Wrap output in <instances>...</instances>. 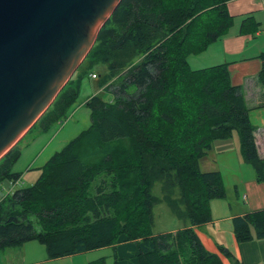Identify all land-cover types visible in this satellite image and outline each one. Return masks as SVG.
Listing matches in <instances>:
<instances>
[{
    "label": "trees",
    "instance_id": "obj_1",
    "mask_svg": "<svg viewBox=\"0 0 264 264\" xmlns=\"http://www.w3.org/2000/svg\"><path fill=\"white\" fill-rule=\"evenodd\" d=\"M229 1L121 0L87 56L91 66H105L99 87L113 99L88 98V129L50 157L31 187L0 201V250L36 241L57 259L113 247L125 237L138 264H224L194 230L211 221L210 202L226 197L220 173L202 172L199 162L234 132L243 160L263 185L264 159L243 88L231 84L227 65L192 70L188 58L227 35ZM259 27L249 16L239 33L255 34ZM259 59L264 87V54ZM83 76L59 92L44 130L67 119ZM18 155L10 150L0 159V184L18 179L11 173ZM157 184L161 197L152 194ZM159 202L182 229L153 234ZM232 227L238 244L263 240L264 209L235 217ZM217 249L228 264H242L223 245Z\"/></svg>",
    "mask_w": 264,
    "mask_h": 264
},
{
    "label": "crops",
    "instance_id": "obj_2",
    "mask_svg": "<svg viewBox=\"0 0 264 264\" xmlns=\"http://www.w3.org/2000/svg\"><path fill=\"white\" fill-rule=\"evenodd\" d=\"M226 8L233 17V26L227 35L209 45L202 54L189 57L188 64L192 70L226 64L231 84L243 88L248 109H264V89L257 81L262 67L259 56L264 49L253 44L248 36L239 33L245 16H252L257 23L264 25V0H230ZM255 36L261 37L260 27ZM249 50L251 52L247 54ZM258 115L261 117V122L257 124L260 129L255 131L254 138L258 156L264 159V110ZM248 165L243 160L240 146H236L233 136L215 141L208 154L199 162L202 172L220 173L226 197L210 202L211 221L196 226L194 230L203 247L208 252L217 254L226 264L227 260L218 252V244L223 245L242 264H264V239L238 244L232 233V220L235 217L264 209V185L256 181L255 173L249 170ZM134 251L135 245L125 237H120L113 247L49 259L45 247L31 241L18 247L0 250V264H88L99 258L112 264L114 257L119 259L118 264H138L133 257Z\"/></svg>",
    "mask_w": 264,
    "mask_h": 264
},
{
    "label": "water",
    "instance_id": "obj_3",
    "mask_svg": "<svg viewBox=\"0 0 264 264\" xmlns=\"http://www.w3.org/2000/svg\"><path fill=\"white\" fill-rule=\"evenodd\" d=\"M121 0H0V159L85 59Z\"/></svg>",
    "mask_w": 264,
    "mask_h": 264
},
{
    "label": "rangeland",
    "instance_id": "obj_4",
    "mask_svg": "<svg viewBox=\"0 0 264 264\" xmlns=\"http://www.w3.org/2000/svg\"><path fill=\"white\" fill-rule=\"evenodd\" d=\"M260 33V38H258V36L256 37L255 34H246L242 36H248L251 41L254 42L253 44L264 49L263 24H260ZM250 52L251 51L249 50L247 54ZM87 56L70 78L75 81L79 75L84 74L80 85L79 96L75 104L70 108L67 119H63L61 123L54 124L44 130L41 124L53 109L50 105L44 114L36 121L35 125L26 132L24 138L22 137L23 139L10 149L19 152L18 158L11 168V173L18 176V179L14 183L5 180L0 184V198L5 197L18 189L31 187L40 175V168L50 159V157L54 153L60 151L80 132L88 129L90 126V111L84 106V103L88 98L93 95H99L106 102L113 99V96L109 91H104V89L99 87L100 77L98 75L105 71V66H91L90 59L87 58ZM92 74L96 75V78L92 79ZM258 85L264 89L259 82ZM261 110L248 109V116L250 114L251 120L250 123L255 128V131L260 129L257 124L261 122V117L258 115ZM233 138L236 140V146L239 148L238 135L236 132L233 133ZM248 168L250 171L254 172L250 165H248ZM232 191L234 192V189H232ZM152 194L156 197H161L160 186L158 184L153 187ZM233 198H236L235 194H233ZM153 220V234L155 235L177 231L184 226V223L179 221L173 215L169 207L163 202L154 205ZM223 263L226 264L225 261Z\"/></svg>",
    "mask_w": 264,
    "mask_h": 264
},
{
    "label": "built area",
    "instance_id": "obj_5",
    "mask_svg": "<svg viewBox=\"0 0 264 264\" xmlns=\"http://www.w3.org/2000/svg\"><path fill=\"white\" fill-rule=\"evenodd\" d=\"M91 78H92V79L96 78V75L92 74V75H91Z\"/></svg>",
    "mask_w": 264,
    "mask_h": 264
}]
</instances>
